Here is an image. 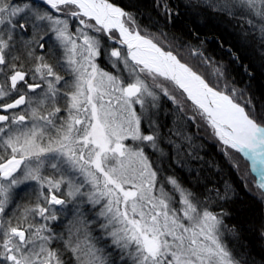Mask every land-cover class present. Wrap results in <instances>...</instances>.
Returning <instances> with one entry per match:
<instances>
[{
    "label": "snow or ice",
    "instance_id": "obj_1",
    "mask_svg": "<svg viewBox=\"0 0 264 264\" xmlns=\"http://www.w3.org/2000/svg\"><path fill=\"white\" fill-rule=\"evenodd\" d=\"M141 7L0 0V264H264V246L230 223L238 186L193 164L181 126L203 129L264 205V107L232 75L254 79L249 65L231 47L224 63L170 39L159 20L181 5L152 0L148 24ZM183 7L235 22L264 61V0Z\"/></svg>",
    "mask_w": 264,
    "mask_h": 264
},
{
    "label": "trees",
    "instance_id": "obj_2",
    "mask_svg": "<svg viewBox=\"0 0 264 264\" xmlns=\"http://www.w3.org/2000/svg\"><path fill=\"white\" fill-rule=\"evenodd\" d=\"M127 3V0H123ZM172 4H179L178 15L171 23L165 24L163 19L159 20V29L168 33L169 38L176 37V43L182 41L185 44L191 42L194 46L201 47L209 57L216 61L226 63L229 59L225 55V50L229 47L233 48L241 54L243 64L249 65V71L254 79H249L243 70L237 65H232V75L239 82V86L247 87L256 107H264V61H261L258 51H254L255 45L249 46L243 39L241 30L236 26L235 22H229L227 19L212 13L211 11H201L199 9H186L183 7V0H171ZM142 5L140 12L143 15L146 24L149 23V17L152 22H156L157 13L152 9V0H138ZM156 29H153L155 31ZM205 41L200 45L197 40ZM224 42V49L218 46V41ZM184 59L189 60L192 64H197L196 59H190L185 49H178ZM199 71H205L202 67ZM176 116L168 119V125L172 126ZM182 128L187 135L194 138L196 149L202 159L196 166L203 167L204 174L213 180H228L238 186L240 198L227 205L226 210L231 212L230 223L240 225L242 228V238L245 243L251 246L255 251H260L264 246V240L260 237V232L264 229V205H262L252 194L245 191L241 185L240 174L229 166V162L221 155L215 146V141L205 134L203 129L192 125L190 128L181 122ZM210 165L218 167H210ZM177 173L182 177L186 175V170L176 169ZM241 171L248 173V178L255 183V176L250 170L248 161L241 156ZM217 172L219 175L217 176ZM218 210V209H217Z\"/></svg>",
    "mask_w": 264,
    "mask_h": 264
},
{
    "label": "bare ground",
    "instance_id": "obj_3",
    "mask_svg": "<svg viewBox=\"0 0 264 264\" xmlns=\"http://www.w3.org/2000/svg\"><path fill=\"white\" fill-rule=\"evenodd\" d=\"M249 163H250V165H251V161H249ZM253 175H254L255 178H256L257 174H256L255 172H253Z\"/></svg>",
    "mask_w": 264,
    "mask_h": 264
},
{
    "label": "water",
    "instance_id": "obj_4",
    "mask_svg": "<svg viewBox=\"0 0 264 264\" xmlns=\"http://www.w3.org/2000/svg\"><path fill=\"white\" fill-rule=\"evenodd\" d=\"M246 159V158H245ZM247 160V159H246ZM248 161V160H247ZM248 163H249V161H248ZM249 165H250V163H249ZM250 170H251V165H250ZM252 172V171H251ZM253 173V172H252Z\"/></svg>",
    "mask_w": 264,
    "mask_h": 264
}]
</instances>
